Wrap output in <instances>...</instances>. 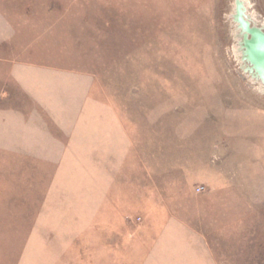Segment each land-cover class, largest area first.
Instances as JSON below:
<instances>
[{"label":"rangeland","instance_id":"1","mask_svg":"<svg viewBox=\"0 0 264 264\" xmlns=\"http://www.w3.org/2000/svg\"><path fill=\"white\" fill-rule=\"evenodd\" d=\"M240 20L264 33V0H0V82L11 64L51 71L75 135L54 168L0 153V264H18L23 215L50 191L76 210L148 208L147 186L169 222L208 227L226 264H264V80ZM14 81L5 105L43 118ZM104 132L124 143L107 175Z\"/></svg>","mask_w":264,"mask_h":264},{"label":"crops","instance_id":"2","mask_svg":"<svg viewBox=\"0 0 264 264\" xmlns=\"http://www.w3.org/2000/svg\"><path fill=\"white\" fill-rule=\"evenodd\" d=\"M5 40L4 36L0 37V42ZM54 77L51 71L38 70L37 66H9L6 79L0 82L2 90L15 80L19 89L45 114L43 118L38 112H35L38 115H26L19 109L6 106V93L1 92L0 153L18 154L22 159L34 158L54 168L59 154L69 153L72 146L75 149V135L71 140L68 129L73 116L58 113V81ZM51 121H55L57 127L60 125L61 142V135L52 132ZM62 122L66 123L63 124L65 130ZM100 142L99 151L105 161L106 175L112 174L111 171H116V162H122L124 143L107 132L101 135ZM71 168L75 167L72 165ZM103 183L104 180L100 185ZM111 184H116V180ZM118 184L127 185L128 182L125 179ZM131 185H128L131 192L137 190L136 184V188ZM68 191H50L48 197L55 194L54 203L49 206L46 198L47 204H43L33 224L27 225L26 214L23 215L24 220L19 226L23 241L19 239L18 264H226L225 259L218 258L214 246L217 241L210 235L211 230L188 222H169L167 207L162 211L158 209L152 187L144 189L146 200L150 202L148 208L140 205L137 199L126 204H113L108 209L100 206L98 209L76 210L70 207L74 198L64 199ZM101 191L103 193L100 188L99 194ZM103 197V194L99 196L100 200L102 198L99 205ZM164 200L166 202V197ZM139 209L142 222L128 224L125 218L136 216Z\"/></svg>","mask_w":264,"mask_h":264},{"label":"water","instance_id":"3","mask_svg":"<svg viewBox=\"0 0 264 264\" xmlns=\"http://www.w3.org/2000/svg\"><path fill=\"white\" fill-rule=\"evenodd\" d=\"M240 22L241 27L251 35V39L246 43L249 58L264 80V33L254 28H248L247 24L241 20Z\"/></svg>","mask_w":264,"mask_h":264}]
</instances>
